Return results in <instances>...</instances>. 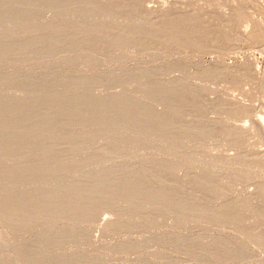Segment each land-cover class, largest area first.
Masks as SVG:
<instances>
[{
    "label": "rangeland",
    "instance_id": "rangeland-1",
    "mask_svg": "<svg viewBox=\"0 0 264 264\" xmlns=\"http://www.w3.org/2000/svg\"><path fill=\"white\" fill-rule=\"evenodd\" d=\"M38 1L0 0V264H264V0H145L176 13L174 32L172 16L151 28L140 12L118 17L124 33L118 14L106 21L108 35ZM185 10L196 19L178 21ZM69 30L100 47L33 45ZM170 77L196 94L152 90ZM103 94L124 100L97 109Z\"/></svg>",
    "mask_w": 264,
    "mask_h": 264
},
{
    "label": "bare ground",
    "instance_id": "bare-ground-1",
    "mask_svg": "<svg viewBox=\"0 0 264 264\" xmlns=\"http://www.w3.org/2000/svg\"><path fill=\"white\" fill-rule=\"evenodd\" d=\"M34 1H36V0H34ZM38 1V0H37ZM43 1H45V0H40V1H38V3L40 2V4L43 2ZM50 1H52V3L56 6H58V4H59V7H60V10H59V7L58 8H56V7H54L55 8V12H56V15H57V11L59 10L60 11V15H61V17L60 18H62L61 20H63L64 22H70L72 19L74 20V18H76V17H74V15L76 14V15H79V16H81L80 18L78 17V19H80L76 24H80L81 23V21H83L84 19H82L81 20V18L83 17V18H85V19H89V20H91L94 24H95V26H97V25H99V27L101 26V24L103 25V24H105L106 23V21H108L107 22V24L108 23H110L109 22V19L111 20V18L113 17V16H117L116 14H118V16H117V18L116 19H118V17H121V19H122V21L124 20V18H128L129 17V15H132L133 17H134V15H136L137 13L138 14H140V12H142L141 14L143 15H145V16H148V17H150V20L148 21V23L151 21V18L152 19H158L160 22L162 21H164V20H167V19H170V17L172 16V26H173V20L174 19H176L174 16H176L177 17V15H175L176 13H174V16H173V13H172V11H171V9H169V8H167L166 6H164V7H155V8H153L152 6H148L146 3L147 2H145V0H50ZM50 1H48V2H50ZM45 2H47V1H45ZM44 2V3H45ZM3 3V2H2ZM22 3V2H21ZM20 3V4H21ZM57 3V4H56ZM49 4H51V2L49 3ZM49 4H48V6H49ZM52 4V5H53ZM45 5V4H44ZM44 5H42V6H44ZM161 6V5H160ZM39 7V6H38ZM51 8H52V6H50ZM166 7V8H165ZM40 8L42 9V7L40 6ZM40 8H37V10L38 9H40ZM50 8V9H51ZM53 8V9H54ZM62 8V9H61ZM34 10H35V8H33ZM50 9L48 8L47 10H46V12L47 11H50ZM52 9V10H53ZM58 9V10H57ZM5 10H6V8H5ZM11 10V9H10ZM44 10V9H43ZM14 11V10H13ZM12 11V12H13ZM36 11V10H35ZM40 11V10H39ZM178 11V10H177ZM19 12H21V11H19ZM45 12V11H44ZM43 12V13H44ZM50 12H52V11H50ZM182 12H183V10H182ZM15 14H17L16 12H14ZM53 13V12H52ZM47 14V13H46ZM140 14V15H141ZM181 14V13H180ZM180 14H178V15H180ZM185 15H181V16H179V18H181L180 20H179V18H178V21H182V18H183V22H184V20L185 19H193V18H195L194 17V15H193V13L192 14H188V12H186V10H185V13H184ZM39 15V14H38ZM42 14L40 13V16H41ZM50 15H52L51 13H50ZM53 15H55V13H53ZM140 15H139V18H140ZM46 16V15H45ZM137 16V15H136ZM57 17V19L59 18L58 16H54L53 18H56ZM138 17V16H137ZM153 17H155V18H153ZM174 17V18H173ZM207 17V16H206ZM53 18H51V19H53ZM59 18V19H60ZM114 18V17H113ZM112 18V19H113ZM139 18H137V19H139ZM143 18V17H142ZM199 18V17H198ZM47 19V18H46ZM88 19H87V22H88ZM136 19V20H137ZM148 19V18H147ZM196 19V18H195ZM195 19H194V21H195ZM44 20V19H43ZM54 20H56V19H54ZM53 20V21H54ZM114 20H115V18H114ZM114 20H112V22L110 23V25L111 24H115V23H118V22H115ZM118 20H120V19H118ZM45 21V20H44ZM47 21H49V20H47ZM52 21V22H53ZM57 21V20H56ZM55 21V22H56ZM77 21V20H76ZM91 21H89V22H91ZM121 21V20H120ZM121 21V25L119 26V27H121L123 24V22ZM142 21H145V18L142 20ZM177 21V22H178ZM192 21V20H191ZM51 22V21H50ZM54 22V23H55ZM86 22V23H87ZM114 22V23H113ZM126 23L128 22V21H125ZM124 22V23H125ZM159 22V23H160ZM176 22V21H175ZM176 22V23H177ZM197 22V21H196ZM42 23V22H41ZM44 23H47V22H44ZM71 23L73 24V21H71ZM70 23V25H72ZM83 23H85V21L83 22ZM118 23V24H119ZM142 23V22H141ZM145 23H147V20L144 22V26H145ZM152 23H154L153 24V26L155 25V21H152ZM152 23H149L150 25H151V28L153 27L152 26ZM158 23V21H157V24H159ZM165 23V22H164ZM190 23V25L189 26H191V22H189ZM51 24V23H50ZM49 24V25H50ZM60 24H62L61 22H60ZM60 24L58 25V26H60ZM68 24V23H67ZM78 24V25H79ZM91 24V23H90ZM107 24H105V26L107 25ZM118 24H116V25H118ZM135 24V23H134ZM162 24L163 23H161V24H159V26H157V27H160V26H162ZM166 25L165 26H169V24L167 25V21H166V23H165ZM179 23H177V25H178ZM181 24H183V23H181ZM186 24H187V22H186ZM185 24V25H186ZM54 25H56V24H54ZM65 25V26H64ZM70 25H68L69 26V29H70ZM74 25V24H73ZM82 25V24H81ZM109 25V27H111V26H113V27H117L116 25L114 26V25H111L110 26ZM128 25H129V22L126 24V26H122L121 28L123 29L122 31H123V33H124V31H125V29L123 28V27H127L128 28ZM131 25L133 26V23L131 22ZM130 25V26H131ZM136 25V24H135ZM142 25V24H141ZM147 25V24H146ZM174 25H175V23H174ZM44 26V25H43ZM42 26V27H43ZM48 26V25H47ZM58 26H57V30H59L58 29ZM63 27H68L65 23H63V25H62ZM87 26H89V25H87ZM129 26V27H130ZM132 26L130 27V28H132ZM137 26H138V23H137ZM156 26V25H155ZM154 26V27H155ZM164 26V25H163ZM183 26V25H182ZM188 26V27H189ZM194 26V25H193ZM54 27V26H53ZM90 27L92 28V26L90 25ZM113 27L111 28V29H113ZM171 27V26H170ZM178 27V26H177ZM183 27H187V25L186 26H183ZM182 27V28H183ZM41 28V26L39 27V29ZM59 28H62L61 26L59 27ZM72 28V27H71ZM94 28V27H93ZM101 28H103V27H101ZM105 28V30L104 31H106V29L107 30H109L110 31V28H108V25H107V27H104ZM142 28H144V27H141V30H142ZM164 28V27H163ZM174 28V27H173ZM179 28V27H178ZM191 28V27H190ZM42 29V28H41ZM50 29V28H49ZM64 28H62V30H63ZM68 29V28H67ZM66 29V30H67ZM95 29H97V28H95ZM99 29V28H98ZM97 29V30H98ZM119 29V28H118ZM117 29V30H118ZM129 29V28H128ZM148 30H150L149 28H147ZM155 29V28H154ZM162 29V28H161ZM171 29V28H170ZM175 29H176V25H175V28L174 29H171V31H175ZM180 29V28H179ZM43 30V29H42ZM41 30V31H42ZM96 30V31H97ZM100 30V29H99ZM102 30V29H101ZM100 30V31H101ZM131 30V29H130ZM134 30V29H133ZM136 30V29H135ZM153 30V29H152ZM156 30V29H155ZM159 30H160V28H159ZM164 30H165V28H164ZM163 30V31H164ZM178 30V29H177ZM182 30V29H181ZM38 31H40V30H38ZM65 31V30H64ZM72 31V30H71ZM83 31V30H82ZM89 33L92 31H94V29L92 30V29H90V31H89V28H88V30H87ZM100 31H98L99 32V34H100ZM103 31V30H102ZM121 31V32H122ZM137 31L139 32L140 31V29L138 30L137 29ZM145 31H147L146 30V28H145ZM145 31H142V32H144L145 33ZM151 31V30H150ZM157 31H158V29H157ZM160 31H162V30H160ZM159 31V32H160ZM173 31V32H174ZM185 31V30H184ZM259 31V30H258ZM55 32V31H54ZM69 32H70V30H69ZM69 32L67 31V32H58L57 34H52V35H45V36H42L41 34L40 35H38V36H36V38L34 37L32 40L34 41L33 42V45H34V47L36 48V50H38L39 52L40 51H45V52H49V51H52V52H61V53H64L65 52V48L67 47V45H69L70 43H71V41H73V40H79V41H82V43H85L86 42V44L87 43H89L90 45L91 44H93V46L91 45V47H94L95 45H97L98 44V42H100V39H102L101 38V36L100 37H98L97 35L95 36V35H93V36H91V35H89V34H87L86 35V32H85V34L84 33H81V34H79L77 31V34L75 33H73V32H70L71 34L69 35ZM95 32V31H94ZM111 32H115L114 30H111ZM127 32V31H126ZM129 32V31H128ZM134 32V31H133ZM148 32V31H147ZM154 32V31H153ZM177 32V31H176ZM40 33H43V32H40ZM103 33V32H102ZM101 33V34H102ZM107 33H109V32H105V34H107ZM118 33H119V30H118ZM130 33H131V31H130ZM135 33V32H134ZM133 33V34H134ZM141 33V32H140ZM143 33V34H144ZM166 33V32H165ZM178 33V32H177ZM47 34V33H46ZM74 34V35H73ZM85 35V36H82V35ZM95 34V33H94ZM97 34V33H96ZM129 34V33H128ZM132 34V33H131ZM135 34H137V33H135ZM139 34V33H138ZM150 34V33H149ZM170 34V33H169ZM258 34H260L259 32H258ZM44 35V34H43ZM108 35V34H107ZM119 35H121V34H119ZM130 35V34H129ZM129 35H128V37H129ZM174 35V34H173ZM110 36H111V34H110ZM109 36V37H110ZM117 36V35H116ZM116 36H114V37H116ZM134 36V35H133ZM136 36V35H135ZM138 36V35H137ZM139 36H140V34H139ZM145 36V35H144ZM148 36V35H147ZM146 36V37H147ZM156 36V35H155ZM171 36V35H170ZM119 37V36H118ZM118 37H117V39H118ZM124 37V36H123ZM159 37V36H158ZM157 37V38H158ZM164 37H165V35H164ZM258 37H259V35H258ZM137 38V37H136ZM143 37L141 36V39H142ZM145 38V37H144ZM174 38V37H173ZM103 39H104V37H103ZM108 39V38H107ZM110 39H112V38H110ZM114 39V38H113ZM125 39V38H124ZM130 39V38H129ZM133 39V38H132ZM140 39V37H138V39L137 40H139ZM156 39V38H155ZM184 39H185V37H184ZM183 39V42L181 41V43H183L184 45H185V43H184V40ZM256 39V38H255ZM260 39V38H259ZM258 39V40H259ZM83 40H84V42H83ZM128 40V39H127ZM144 40V39H143ZM173 40V39H172ZM175 40V39H174ZM190 39H188V41H189ZM24 42H25V40H23ZM74 41V42H75ZM104 41V40H103ZM113 41V40H112ZM111 41V42H112ZM116 41V40H115ZM119 41V40H118ZM123 41V40H122ZM125 41V40H124ZM130 41V40H129ZM188 41H187V39H186V43H188ZM24 42H22V43H24ZM67 42H69V44L67 43ZM121 42V41H120ZM134 42V41H133ZM138 42V41H137ZM139 42H140V40H139ZM170 42H171V40H170ZM14 43V42H13ZM15 43H17V42H15ZM25 43H27V41L25 42ZM76 43V42H75ZM77 43H79L78 41H77ZM125 43V42H124ZM131 43V42H130ZM135 43H136V40H135ZM189 43H191L190 41H189ZM188 43V44H189ZM67 44V45H66ZM73 44V43H72ZM71 44V45H72ZM105 44V43H104ZM126 44V43H125ZM128 44V43H127ZM183 44H180V45H183ZM188 44H186V45H188ZM70 45V46H71ZM88 45V44H87ZM87 45H85V46H87ZM90 45H88L89 47H90ZM99 45V44H98ZM190 45V44H189ZM73 46V45H72ZM103 46V45H102ZM98 47H100V45L98 46ZM66 50H67V48H66ZM217 64V63H216ZM215 64L214 63H212V65H210L209 67L210 68H206L207 69V71H206V73L207 72H210V71H208V70H211V71H215L216 70V68H217V66H214ZM218 65V64H217ZM223 66V65H222ZM163 68V67H162ZM161 68V69H162ZM167 68V67H166ZM237 68H239V65H238V67H234V68H231V69H229V73H235V72H237ZM252 68V67H251ZM205 69V68H204ZM204 69H203V71H204ZM218 69V68H217ZM226 69V68H225ZM134 70V69H133ZM160 70V69H159ZM163 70V69H162ZM220 70H222V69H220ZM227 70V69H226ZM128 71V70H127ZM143 71V70H142ZM151 71V70H150ZM156 71V70H155ZM197 71V70H196ZM243 71V70H242ZM258 71V70H257ZM257 71H255V70H253L252 69V73L253 74H255L257 77H258V72ZM129 72V71H128ZM224 72V71H223ZM227 72H228V70H227ZM239 72V71H238ZM135 73V72H134ZM159 73V72H158ZM157 73V74H158ZM205 73V72H204ZM219 73V72H218ZM137 74V73H136ZM160 74V73H159ZM208 74V73H207ZM227 74V73H226ZM120 75V74H119ZM206 75V74H205ZM84 76V75H83ZM154 76V75H153ZM209 76V75H208ZM157 77V76H156ZM225 77V76H224ZM256 77V78H257ZM86 78V79H85ZM87 78H90V77H84V79L85 80H87ZM142 78V77H141ZM152 78V77H151ZM178 79V78H177ZM176 79V77H170V78H168V79H155L152 83L150 82V84H151V86H152V90H153V87H155L156 88V90H158V91H161V93H164V91L165 90H168V88L169 87H171V88H169L170 90L172 89V90H175L174 92H177V94L179 93V94H181V95H183V94H185V96H189L190 94L193 96V94L195 93L196 94V89L198 88V86L195 84V83H193V84H195V85H193L192 83H190V84H185L184 82H182L183 80H177ZM70 80V79H69ZM79 80V79H78ZM141 80V79H140ZM185 80V79H184ZM83 81V79L80 81V82H82ZM117 81V80H116ZM133 81V80H132ZM84 82V81H83ZM192 84V85H191ZM149 85V84H148ZM147 86V85H146ZM176 88V89H175ZM155 90V89H154ZM155 90V91H156ZM164 90V91H163ZM142 92H143V90H142ZM149 93V92H148ZM156 93V95H157V92H155ZM154 93V94H155ZM160 93V94H161ZM95 94V93H94ZM101 94V93H100ZM174 93H173V91H172V95H173ZM176 94V93H175ZM153 95V94H152ZM162 95V94H161ZM88 96L89 95H78V96H75V97H71V98H69L68 100H69V102H67V103H71V104H76V103H78V102H81V101H83V100H85L86 101V99L88 98ZM103 96V98L101 99V100H98V102H97V105H96V108L97 109H103L105 106H107L108 104H118V103H120L121 101H123L124 100V98L121 96V95H113V94H109V96H105L104 97V94L102 95ZM101 96V97H102ZM175 96V95H174ZM191 96V97H192ZM159 97V96H158ZM161 97V96H160ZM184 97V96H183ZM199 97V96H198ZM152 98V97H151ZM170 98H172V97H170ZM174 98V97H173ZM197 98V97H196ZM153 99V98H152ZM151 99V100H152ZM163 99V98H162ZM162 99H161V101H162ZM133 100V99H132ZM135 100V99H134ZM138 100H141V99H138ZM228 100V99H227ZM142 101V100H141ZM132 102V101H131ZM158 102V101H157ZM228 102L229 103H235V100H228ZM65 104L63 107H62V109L64 108H68L70 105L69 104ZM134 104H135V102H133ZM133 103H128V105H126V109H128V111L130 110V112H131V109L132 110H134L136 107H135V105L133 104ZM228 103V104H229ZM142 104V103H141ZM138 105V104H137ZM140 105V104H139ZM145 105V104H144ZM149 106H151L150 104H149ZM232 106V105H231ZM36 106L35 105H26L25 107L24 106H15V107H12V108H10L9 110H10V113L11 114H13V116L14 117H12L13 119H16V118H18V119H20V118H24V117H27L28 116V114L30 113V111L32 110L33 111V109L35 108ZM125 107V106H124ZM142 107V106H141ZM152 107V106H151ZM196 107H197V105H196ZM123 108V107H122ZM37 109L38 108H36V111H37ZM154 109V108H153ZM168 109V108H167ZM166 109V110H167ZM125 110V109H124ZM152 110V109H151ZM40 113L41 114H43V113H46V112H49V111H51V106L49 105V104H44L41 108H40ZM120 111V110H119ZM146 111L148 112V110H147V108H146ZM156 111V110H155ZM164 111V110H163ZM168 111H169V109H168ZM146 112V113H147ZM162 112V111H161ZM161 112H159V113H157L156 114V116H157V119H158V117H162L163 118V116L161 115ZM178 112V111H177ZM153 113H154V111H153ZM164 114H165V112H163ZM180 113V112H179ZM131 114V113H130ZM145 115H148V114H145ZM164 116H166V115H164ZM160 117V118H161ZM147 120H148V118H147ZM147 120H146V122H147ZM153 122V121H152ZM155 122V121H154ZM153 124V123H152ZM160 124H161V122H160ZM164 124V123H163ZM260 124V123H259ZM170 125H172V124H170ZM173 125H174V123H173ZM172 125V127H174ZM150 126V125H149ZM156 126H158V125H156ZM162 125H160V127H161ZM166 126V125H165ZM263 126V125H262ZM147 127V126H146ZM155 127V126H154ZM160 127H158V129L160 128ZM171 127V126H170ZM194 127V126H193ZM145 128V127H144ZM164 128V127H163ZM148 129V128H147ZM146 129V130H147ZM152 129H153V125H152ZM160 129H162V128H160ZM165 129V128H164ZM194 129V128H193ZM163 130V129H162ZM237 130H239V132L244 136V137H248V135L249 134H251L250 133V129H248V128H244V127H239V128H237ZM153 131V130H152ZM157 131V130H156ZM160 131V130H159ZM167 131V130H166ZM192 131V130H191ZM160 133V132H159ZM162 133V132H161ZM241 149V148H240ZM92 152V151H91ZM151 156V155H150ZM157 157V156H156ZM232 158H234L235 159V157H232ZM72 159V158H71ZM234 159H232V160H234ZM238 158H236V160H237ZM69 160V159H68ZM152 160V159H151ZM78 161V160H77ZM35 162H36V164H37V161L35 160ZM63 162V161H62ZM80 162V161H79ZM146 162H147V160H146ZM155 162V161H154ZM148 163V162H147ZM150 163V162H149ZM30 164H33V162H31ZM143 164H144V162H143ZM142 164V165H143ZM152 164V163H151ZM159 164V163H158ZM40 165V164H39ZM141 165V166H142ZM19 166H21V165H19ZM150 167V166H149ZM148 167V168H149ZM173 167V166H172ZM171 167V168H172ZM20 168H22V166L20 167ZM147 168V169H148ZM163 168H165V167H163ZM177 169V168H176ZM19 170H21V169H19ZM149 170H151L150 168H149ZM168 170H170V169H168ZM174 171V170H173ZM191 171V170H190ZM175 172H178V171H175ZM159 173H162V171H160ZM164 173L166 174L167 172H166V170L164 169ZM163 173V174H164ZM168 173H169V171H168ZM167 173V174H168ZM162 174V175H163ZM172 174H174V173H172ZM161 175V176H162ZM169 175H171V171H170V174ZM177 175V174H176ZM176 175H173V176H176ZM192 175V174H191ZM165 176V177H164ZM164 176H162L163 178H166V176L167 175H164ZM196 176V175H195ZM169 177V176H168ZM172 177V176H171ZM171 177H169V179L171 178ZM183 177V176H182ZM193 177H194V175H193ZM159 178H161L160 176H159ZM175 178V180H176V177H174ZM195 178V177H194ZM199 178V177H198ZM197 178V179H198ZM186 179V178H185ZM200 179H202V177L200 178ZM160 180V179H159ZM168 180V179H167ZM166 180V181H167ZM187 180V179H186ZM160 181H162V182H165V180L163 181V180H160ZM192 181V180H191ZM197 181V180H196ZM161 183V182H160ZM191 183V182H190ZM164 184V183H163ZM205 184V183H204ZM184 186V185H183ZM7 191H8V189L7 190H3V194L5 195V194H9V191H8V193H7ZM2 192H0V194H1ZM162 193V192H161ZM2 195V194H1ZM7 196V195H6ZM168 196V195H167ZM211 212H212V210H211ZM264 235V234H263Z\"/></svg>",
    "mask_w": 264,
    "mask_h": 264
}]
</instances>
